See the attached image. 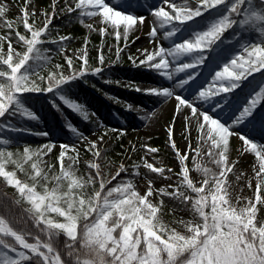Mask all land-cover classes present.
Listing matches in <instances>:
<instances>
[{"label":"snow or ice","instance_id":"obj_1","mask_svg":"<svg viewBox=\"0 0 264 264\" xmlns=\"http://www.w3.org/2000/svg\"><path fill=\"white\" fill-rule=\"evenodd\" d=\"M15 10L0 0V264H264V0ZM57 18L87 30L82 45ZM125 62L152 83L112 78ZM93 77L170 106L160 147L125 146L126 130L90 110L81 84L128 115L158 116ZM46 115L66 140L38 129Z\"/></svg>","mask_w":264,"mask_h":264},{"label":"rangeland","instance_id":"obj_2","mask_svg":"<svg viewBox=\"0 0 264 264\" xmlns=\"http://www.w3.org/2000/svg\"><path fill=\"white\" fill-rule=\"evenodd\" d=\"M8 2L13 5V11L9 12V16L14 18L18 14V12L15 10V4L19 3L20 0H8ZM34 3L38 5L39 8L42 10L43 8L47 7L50 2L48 3V5H44L40 0H34ZM58 20H60V18H57L54 24ZM81 28L83 29V31L87 33L86 29H84L82 26ZM62 34L70 35L69 30H65ZM93 37H100V36L94 34L91 38ZM146 40H147L146 37H142V39L137 42V45L133 46V51L135 52V49L138 46L147 47L148 45L146 43ZM79 45H82V42L81 40H79V38L75 37L73 41V46L75 47ZM125 63L130 64V62H125ZM127 66L130 67V65H124V66L120 65L117 68L110 70L109 75L114 79H121V80L132 79L143 85H148L152 83V79L150 78V75L143 72L142 70L137 69L138 72L133 77H130L118 71V68H124ZM93 78L96 80L97 88H100L102 89V91H106L108 92V94L115 95L123 100L135 101L138 106H141L143 108L144 106L142 105L140 101L141 100L146 101L147 99H151V98L140 96L139 94H135V93L125 95L124 93H122V91L125 89L117 88L114 85H105L102 80L97 79L95 77ZM87 88L89 89V92L92 94V97L88 100L83 95H81L80 96L81 99L88 101L90 110L96 112L97 117L100 120H102L108 127L120 126L124 130H126L127 137L125 139V146H127L130 143H136L137 139L141 141L147 139L151 143L152 146H153V140H156V139L164 140V137H165L164 127H165L166 122L170 119L171 110L167 111L166 113L165 111L159 113L158 116L154 117L151 121H145L141 119L140 116L135 113H133L132 115H128L126 113L121 114V112L119 111L120 113L118 115V119H121V121H113L110 118L102 117V110L100 108V105L98 104V101L102 100L101 95L103 94L101 92H96L95 89H93L90 85H88ZM81 129L85 132L86 135H91L93 131L92 126L88 127L87 125L81 126ZM29 138L32 139L30 143H32L34 146L37 143L43 142L42 138L40 137H29ZM53 139L57 141H61V142L65 140L61 138L60 139L53 138ZM180 146L183 148L184 144L181 143ZM119 151H121V149ZM168 159H169V162H171V158L169 157ZM250 163H251V157L248 158V161L245 163L244 167L247 168ZM245 195H250V193L245 192Z\"/></svg>","mask_w":264,"mask_h":264},{"label":"trees","instance_id":"obj_3","mask_svg":"<svg viewBox=\"0 0 264 264\" xmlns=\"http://www.w3.org/2000/svg\"><path fill=\"white\" fill-rule=\"evenodd\" d=\"M40 1L44 5H48V3L50 2V0H40ZM54 28L58 29L61 34L65 30H69V34L74 36V37L79 38V40H81V42H83V37L87 35V33L85 31H83V29L81 28V26L79 24H74L73 22L69 21L67 18L58 20L54 24ZM91 39L93 40V42L95 44H98L101 37H93ZM111 42L112 41H109V43H111ZM93 55H95V50H93ZM56 62H61V61L59 60V58H57ZM124 65H130V64L124 63L122 66H124ZM118 71L125 74V75H128L130 77H133L138 72L137 69L132 68V67H128V66L124 67V68H118ZM91 82L95 83L97 85L96 80L94 78H92ZM87 86H88L87 84H81L80 87L78 89H76L75 91L78 92L79 96L83 95L85 98H87L89 100L92 97V94L89 92V89L87 88ZM101 96H102V100H100L98 102L102 106L103 111L107 115V117H110L113 119L116 116H118V113H117L118 110L124 111L122 108H120L119 105H115V104H112L111 102L107 101L106 98L104 97V95H101ZM36 107L37 108L40 107L39 102L36 104ZM45 118L48 121V123L45 125H43V124L39 125L38 129L43 128V129H46V131H48L49 128H52L51 135L53 136V138H57V139L61 138V139L66 140L67 138L65 136H63L58 130H56L55 127L52 125L51 118L48 117L47 115ZM76 122L80 128L83 124H85V123L88 124L87 122H82L79 118H76ZM27 140H28V142H31L32 139L28 137ZM162 143H163V139L153 140V146L160 147L162 145ZM124 145H125V140H124ZM119 150H120L119 147H117L115 149V151H119ZM114 158H116V157L114 156Z\"/></svg>","mask_w":264,"mask_h":264},{"label":"bare ground","instance_id":"obj_4","mask_svg":"<svg viewBox=\"0 0 264 264\" xmlns=\"http://www.w3.org/2000/svg\"><path fill=\"white\" fill-rule=\"evenodd\" d=\"M142 103V105L145 108V111H158V114L165 111V113L169 110H171L170 106L165 105L163 107H161L160 105L154 104V102L152 101V99H147L146 101H140Z\"/></svg>","mask_w":264,"mask_h":264}]
</instances>
